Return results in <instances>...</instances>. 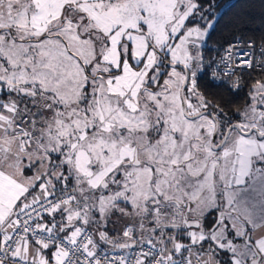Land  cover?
I'll list each match as a JSON object with an SVG mask.
<instances>
[{
  "label": "snow or ice",
  "instance_id": "snow-or-ice-1",
  "mask_svg": "<svg viewBox=\"0 0 264 264\" xmlns=\"http://www.w3.org/2000/svg\"><path fill=\"white\" fill-rule=\"evenodd\" d=\"M0 0V264H264V0Z\"/></svg>",
  "mask_w": 264,
  "mask_h": 264
},
{
  "label": "trees",
  "instance_id": "trees-1",
  "mask_svg": "<svg viewBox=\"0 0 264 264\" xmlns=\"http://www.w3.org/2000/svg\"><path fill=\"white\" fill-rule=\"evenodd\" d=\"M250 11L253 15L259 17L262 11V5L260 4L259 0H253Z\"/></svg>",
  "mask_w": 264,
  "mask_h": 264
}]
</instances>
